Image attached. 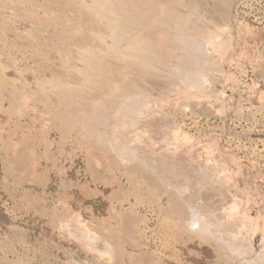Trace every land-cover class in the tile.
<instances>
[{
	"label": "bare ground",
	"instance_id": "obj_1",
	"mask_svg": "<svg viewBox=\"0 0 264 264\" xmlns=\"http://www.w3.org/2000/svg\"><path fill=\"white\" fill-rule=\"evenodd\" d=\"M235 3H227L226 0H0L1 47L9 50L8 54H14V50L21 52L29 64L32 71L29 85H34V90H31L42 99L43 106L41 103L40 105L44 112L41 113H45L50 120L42 121L46 122L45 125L51 122V130L46 125L48 130H58L62 146H69L82 158L91 180L98 185L102 183L113 187L110 198L116 201L117 210H114V215L116 212L120 213L121 216L116 214L118 226L130 238L133 234L140 235L144 231H150L153 236L159 235L155 234L158 231L149 224L150 218H146L143 209L154 216V220L160 224L158 226L163 227L159 228L165 232L164 238L157 236L156 241L159 240L161 246L166 248L165 256L170 262L180 259L175 249L169 246L173 243L171 241L175 244L180 242L182 232L196 228V231H191L202 237V243L210 248L214 261L222 264H264V176L254 172L255 162L253 165L244 164L236 159V153L234 155V151L224 144L217 130L197 129L199 132L191 133L190 128L188 129L200 124L199 118L203 116L220 117L224 113L226 95L223 88L230 84L225 66L241 53L242 41H247L246 33L245 36L238 35L239 28L232 16ZM17 60L13 58L8 63L11 70L9 74L5 72L3 65L8 60L0 57V89L8 90L7 99L10 101L6 108L11 107L10 104L13 107L15 104L19 105L23 99L29 101L36 97L31 98L29 91L22 89L27 82H22L19 76ZM33 101L35 102V98ZM25 105L27 106L26 103ZM20 106L22 108L24 103ZM34 109L32 107V111ZM33 117L35 116L31 118ZM4 123L1 124L5 126ZM49 143L51 144L50 140ZM14 147L18 150L17 147L21 146ZM16 153L14 164L22 162L19 151ZM23 158L26 160L28 156ZM11 167L14 169L13 165ZM17 170L20 172L18 168ZM22 179H19L20 184L24 180ZM91 180L89 178L86 181ZM86 183L84 184L87 185ZM45 185L47 184L44 183ZM103 194L105 197L107 193ZM20 198L23 199L22 196ZM28 207L27 205V209ZM110 210L112 211L111 208ZM60 212L64 210L61 209ZM85 215L87 219L88 214ZM78 216L66 222L64 220L65 223L60 225L63 224L65 231L67 229L72 233L74 240L92 239V242L99 245L107 244L104 235H96L98 230L90 232V228ZM51 218L54 219V212ZM107 222L110 223L109 220ZM144 223L147 224L145 227ZM113 228L117 229V226ZM64 229L60 228V232ZM68 241L72 240L68 238ZM112 243L107 246H113ZM148 243L144 244L142 255L138 257L139 254H135V257L136 252H132L129 258L133 255L140 264H148L149 257L152 259L151 256H154ZM97 247L92 248L97 250ZM115 247L113 252L119 254L114 251ZM125 250L121 251L124 253ZM100 253L103 254L102 251ZM112 255L103 260L104 263L114 264ZM133 256L131 259H134ZM121 257L124 258L123 255ZM123 261L116 264H123Z\"/></svg>",
	"mask_w": 264,
	"mask_h": 264
},
{
	"label": "rangeland",
	"instance_id": "obj_2",
	"mask_svg": "<svg viewBox=\"0 0 264 264\" xmlns=\"http://www.w3.org/2000/svg\"><path fill=\"white\" fill-rule=\"evenodd\" d=\"M186 1L193 2V0H186ZM194 1H196V0H194ZM232 1H233V3L236 2L235 4H233L234 7L232 9V16L236 20L235 25L237 23V27L239 28L238 35L241 37V36H245V33H246L247 38L245 40H247V41H245V42L242 41V43L240 44L241 53L238 54V56H235L233 61L230 64H226V66H225V70H227L226 73L228 72V78H229L230 84L228 87L223 88V90H224L223 92L226 95L225 96V98H226L225 99V107H224V111H223L224 113H222L220 115V117L218 115H216V116L214 115L213 117L211 116L209 118L207 116H203V117L199 118L200 121L198 123L201 122L200 124H197L196 126L188 127V129L190 128L189 132H191V133H197V132H199L198 130L203 131L204 129L208 130L210 128H212L213 130H217L218 132H220V134L222 136V140L225 142L224 144L229 149L231 148L230 150L232 152L234 151L233 154L236 153V156H237V157L235 156L236 159L242 161L244 164L250 163L253 165V163L255 162L253 165V166H255L254 172L264 176L263 175L264 174V93H261V92H264V0H237V1L236 0H230V1L226 0L227 3L232 2ZM0 51H1L0 57L5 59L6 61L8 60L7 62L3 63L4 67L6 68L5 72L6 73L8 72L9 74H11V70L9 69L10 67H8L10 64H8V63L13 58L18 59L16 61V64H18L17 70H18L19 76H21L22 82L25 81V83L27 82L26 84H28V85L25 84L24 88H22V89H25L26 92L28 90L30 95H31V98L36 96V97H34L36 103L33 101L34 98L30 99L29 101L23 99L22 101L19 102V105L15 104L13 107V105L10 104L11 107L6 108L7 106H9V103H10V101L7 99L8 90L7 89H0V103L2 104V105H0L1 106L0 107V117H3V119H4L3 120L2 118H0V121L2 120L0 122V132H1L0 133V138H1L0 139L1 140L0 141V144H1L0 145V245H1L0 246V264H23V263L24 264H71V262H72V264H79V263L80 264H85V263L86 264H110V263H104V261L106 259H109L111 254H113L111 259L114 262V264H116L117 262H120L121 260L122 261L123 260L128 261V263L123 261V264H140L139 261H138L139 263L136 261V258H134V256H135V254L136 255L139 254L138 257L140 256V254L142 255V253H143L142 250L145 249L144 244L147 245L148 241H149L148 244H149L150 249L152 248L151 249L152 252L154 251V254H153L154 256H151V257H152V259H155V260L157 259L155 261V260L150 259V257H149V263L148 264H162V263L163 264H167V263L172 264V262H173V264H175V263L176 264H178V263L179 264H185V263L186 264H219V263L222 264L221 262L214 261V256L211 253L210 248L207 245H205L204 243H202V242H204L202 237H200L198 235V233L196 234V232L193 233L191 231V230L196 231V228L189 229L191 231V233L189 230H185L184 232H182L183 234L181 235L180 242L175 244L174 241H171L173 243L170 244L169 246L172 249H175V253L177 252L176 255H179L178 258H180V259L177 258L178 260L176 262L175 261L170 262V260L165 256V253H166L165 249L166 248L164 246H161V243H159L160 242L159 240L156 241L157 236L159 238L160 237L164 238L163 234L165 232L163 230H161V228H159V227H162V225L158 226V225H160L159 222H157V220H154L155 219L154 216L151 215V213L146 209H143L142 212L146 215V218H148V219L150 218V220H148L149 224L152 227H154V226L156 227L155 231H158V233H155V234H159V235L153 236L152 233H150V231H148V232L144 231V232L140 233V235H138V234L134 235L133 234V236H132L133 238L132 237L130 238L129 235L127 234V232L121 230L118 226L119 221H117L118 216H116V214H118L119 216H121V215H120V213H117V212L114 215V213H115L114 210H117V208L115 206L116 201H114V199L112 200V198H110L112 196L111 192L113 190V187H111V186L109 187V185H105V184H104L105 185L104 186L102 183H99V185H98L97 182L95 183L93 180H91L90 175L85 170L86 168H85V165L83 164L82 158L79 157L76 154V152L73 149H71L69 146H67V147L62 146V143L59 140L60 139V132L56 129H52V130H54V132L49 131V130H51V127H50L51 122L46 124L49 127V130H48V127L45 125L46 122L44 123V121H42V120H45V121L48 120L47 122H49L50 120L46 117L45 113H43V114L41 113V111L44 112L43 107H41V105L43 106L42 99L39 96L35 95L34 92L31 90L32 88H33V90L35 88L34 85L33 86L29 85V84H31L30 83V79H31L30 75H32V71L29 67V64L26 63L25 58L22 57V53L14 50V54H12V53L8 54V52H10V51L2 48L1 44H0ZM2 52H4V53H2ZM5 53L8 55H6ZM27 79L29 81H27ZM25 87L28 89H26ZM25 90H23V91H25ZM30 90L32 92H30ZM5 95H6V97H5ZM36 98H38L39 100H37ZM31 101L34 103H32ZM23 103H24L25 107L22 106V108H21L20 105H22ZM25 103L27 104V106L25 105ZM40 103H41V105H40ZM17 105H18V107H17ZM31 106L33 107V109L35 108L34 106H36V108L33 110L34 113L32 111ZM28 107L31 111L28 109ZM37 107H40L41 109L37 108ZM23 108H25L26 110H24ZM13 110H14V112H13ZM35 110H37V111H35ZM6 111H8V112H6ZM9 112H11V114ZM32 113H33V115H32ZM24 114H25V116H24ZM27 114H29L30 117ZM44 114H45V116H44ZM26 116H28L29 118ZM32 116H35L33 118L36 121L33 118H31ZM42 116H43V118H42ZM26 118H28V119H26ZM11 119H12V121H11ZM37 119L40 122H38ZM31 120H33V121H31ZM3 122H5L4 123L5 126L3 124H1ZM42 122L44 123V126H43ZM38 124H39V126H38ZM41 124H42V127H41ZM213 125H214V127H213ZM236 125H238V126H236ZM28 126L31 129H29ZM45 126L47 127V129L45 128ZM49 132H51V133L49 134ZM15 133H17V134H15ZM48 135H52V136H48ZM43 136H45V137H43ZM2 137L4 139H2ZM20 137H22V138H20ZM249 137H250V139H249ZM6 138L9 140L7 141ZM49 138H51V139H49ZM41 139H43V141ZM49 140H50L51 144L49 143ZM56 140H57V142H56ZM2 141H3V143H5V146L3 145ZM22 141L26 142V143L23 144ZM7 142H9L10 144ZM20 142H22V143H20ZM10 145H12V146H10ZM15 145L16 146L18 145L21 147H19V148L17 147L18 150H15L16 149V147H14ZM50 145H52V147ZM1 146H4V148H1ZM45 146L49 147L48 148L49 151H48L47 147L45 148ZM10 147H12L14 150ZM24 149H26V151ZM61 149H63V150H61ZM68 150L70 153L72 151L73 152L70 154L69 152H67ZM17 151H19L20 155L22 156V162L18 163L19 165L16 164V162H15V164L13 163L15 155L17 154L16 153ZM63 151H64V155L67 156L66 158L69 160H67L64 157ZM24 152H26L27 155ZM50 153H51V156H50ZM7 154H8V157L6 158ZM11 155H13V156L11 157ZM27 156H28V159L25 160L23 157L27 158ZM49 156H50V158H49ZM10 157H11V159H9ZM45 157H47V158H45ZM48 159H49V161H48ZM246 159H249L250 162H248L249 160H246ZM46 160H47V162H44ZM69 161H70V163H68ZM22 163H23V165H22ZM27 163H28V166H27ZM29 163H30L31 167H30ZM54 163H55V166L53 165ZM60 163H62V164H60ZM20 164L22 166H20ZM12 165H13L14 169H12V167H11ZM83 166H84V168H83ZM17 168L20 170V172H18ZM61 168L64 170H61ZM259 168H261L262 171ZM57 169L60 172H58ZM50 170H51V172H50ZM55 170H56V172H55ZM255 170H257V171H255ZM47 171H48V173H47ZM70 173H71V175H70ZM17 174L19 177L17 176ZM20 174L24 180L22 178H20ZM83 176L86 177L85 180H84ZM3 177H5V178H3ZM89 178L92 182L86 181ZM19 179L23 180V181H21V184L23 183L22 185L19 183L20 182ZM28 179L30 182L28 181ZM56 179H57V181H56ZM75 180H77L78 182H76ZM15 181H17L18 183H16ZM81 181L83 184L81 183ZM64 182H66L65 186H63ZM44 183L47 185L44 186ZM84 183H86L87 185H85ZM91 183H94L95 185L93 186ZM28 184H30V185H28ZM80 185H82V186H80ZM83 185L88 186V187H85ZM97 185L99 187L101 186L100 187L101 189L98 188ZM20 186H22V187H20ZM66 186H67V188L70 187L69 188L70 190L69 189L67 190ZM96 186H97V189L95 188ZM76 188H78V189L80 188V190H78ZM94 188H95V190H94ZM103 188H104V190L106 189L105 190L106 192L103 190ZM99 189H100V191H99ZM86 190H87V192H86ZM96 191H97V193H96ZM54 192H55V194H54ZM77 192H79V194ZM81 192H83V193H81ZM88 192H90V194ZM103 192L105 194L107 193L105 195V197L103 196L104 195ZM71 193L73 194V196ZM80 193H81V195H80ZM52 195H53V197H52ZM66 195H67V198H66ZM21 196L23 198L22 200L20 198ZM45 197H46V199H45ZM49 197L54 198V199H50ZM68 197H70V198H68ZM106 197H107V199H106ZM28 198L32 202L30 200H27ZM69 199H71V200L69 201ZM79 199H80V201H79ZM58 200L59 201L61 200L60 201L61 203ZM43 201H44V203H43ZM29 202H30V205H29ZM47 202L49 205L47 204ZM63 202H65V203H63ZM89 202H91V203H89ZM109 203H113V204H109ZM79 204L80 205L82 204L81 205L82 207ZM27 205L29 206L28 209H30V210L27 209ZM38 205H40L39 206L40 208H37ZM58 205H61V206H58ZM74 206H76V207H74ZM54 207H56L58 210ZM110 208L112 209V211L110 210ZM52 209H54V210L52 211ZM61 209H62V211L64 210V212H60ZM70 209H72V210H70ZM85 209H88V210L86 211ZM65 210L67 213L70 212L72 215L70 213L66 214ZM73 210L76 212H74ZM108 210H110V212ZM53 212H54V219H56L55 222H52L54 219L51 218L53 216ZM94 212H95V214H94ZM62 213L63 214L65 213L64 216ZM50 214L52 216L49 217ZM85 214H88L87 219L85 218L86 217ZM109 214H111V215H109ZM94 215L95 216L99 215V216H96V219H95ZM15 216H17V217H15ZM77 216L79 217L78 219L83 220V222L88 227V229L90 228L89 229L90 232L94 233L98 230L95 233L96 235H101V236L104 235V237L107 238V241H108L107 244L99 245L98 243H95V241L92 242L91 241L92 239H90V240L88 239V241L85 240L86 242L84 240H80V241L74 240L73 239L74 237H71L72 233L71 232L69 233V231L67 229H66V231H67L66 232L65 229L62 227L63 224L60 225V223H65L68 219L77 218ZM104 216H105V218H103ZM90 217H91V219H90ZM97 217H99V219ZM49 218H51V219H49ZM115 218H116V220H115ZM60 220H61V222L58 223V221H60ZM64 220H65V222H64ZM92 220H94V221H92ZM108 220L110 221V223H112V221L114 223L110 224L109 222H107ZM97 221H99V223ZM49 222L51 223V226L49 225ZM54 223L56 224L55 226H54ZM100 223H101V225H99ZM107 225H109V227ZM146 225L147 224L144 223V227ZM114 226H115V228L117 226V229H114L113 228ZM59 227L61 229H64V230H62V232H60L61 230ZM103 228H104V230H103ZM107 228L110 229V231ZM102 230H103V232H102L103 234L100 232ZM105 231H107V232H105ZM59 232H60V234H56ZM151 232H152V230H151ZM161 232H162V234H161ZM105 233H106V235H105ZM122 234H124V236ZM108 235L110 238H108ZM21 236H22V238H21ZM69 236L72 239H70ZM65 237H66V239H65ZM68 238L70 241L71 240L72 241L69 242ZM118 238H121V239H118ZM126 238H128V239H126ZM154 238H155V240H152ZM75 239H76V237H75ZM109 239H111V240H109ZM124 239H126L128 241L126 242V240H124ZM201 239H202V241H199ZM131 240L132 241L134 240L136 242L133 243ZM118 241H120V242H118ZM121 241L124 243H121ZM142 241H143V243H142ZM88 242L89 243L91 242V243L89 244ZM112 242L116 243L118 246H120L121 244H124L125 246L124 245H123L124 247L120 246V249H118L119 247L116 246V244H113ZM79 243H81V244H79ZM110 243L113 244V246L110 245V247L112 249L110 247H108L109 246L108 244H110ZM127 243H128V245L129 244L131 245V243H132V245H131L132 248H130L129 247L130 245L128 246ZM136 243H138V244H136ZM85 244L89 245V246H87L89 249H87ZM95 244H96V246H95ZM97 244H98V247H97ZM139 244H141V246H139ZM138 246L140 248H138ZM178 246H180V247H178ZM92 247H94L95 249L97 247L99 249V252L97 251L98 249L95 250ZM102 247H104V248H102ZM113 247H115L114 251L119 252V254L116 253L117 254L116 255L113 252V249H114ZM155 247H157L156 248L157 251L155 250ZM187 247H189V249ZM101 248L105 251L101 250ZM125 248H126V250H125ZM129 249L130 250L135 249V251H132V250L130 251ZM139 249L141 251H139ZM118 250H120V251L125 250V251H124V253L122 251H121L122 253H120V251H118ZM178 250H180V251H178ZM192 250H193V252H192ZM70 251H72V252H70ZM101 251L103 252L104 255L106 254L107 257L104 256L102 253H100ZM159 251L160 252L162 251L161 254ZM132 252L133 253L136 252V253H134V256L131 255V257L129 258V255L133 254ZM94 253H95V256L93 257L92 255H94ZM109 253H110V255H108ZM64 254H66V255H64ZM121 254L124 256V258L121 257L122 256ZM125 254H126V256H125ZM159 254L161 255V258H163V257L164 258L161 259ZM194 254H196V255H194ZM197 254H199V255H197ZM2 255H4V256L2 257ZM96 255H97L98 260H96ZM155 255H156V257L157 256H159V257L155 258ZM132 256L134 259H131ZM16 257H18V259ZM29 257H31V258H29ZM120 257H121V259H120ZM138 257H137V260H139ZM15 259H16V261H15ZM119 259H120V261H118ZM159 260H161V261H159ZM180 260H182V261L180 262ZM95 261H96V263H95ZM100 261H101V263H100ZM112 261H110V262H112ZM158 261L160 263H158ZM135 262H137V263H135ZM111 264H113V263H111Z\"/></svg>",
	"mask_w": 264,
	"mask_h": 264
}]
</instances>
